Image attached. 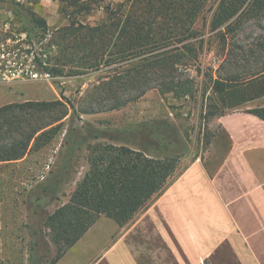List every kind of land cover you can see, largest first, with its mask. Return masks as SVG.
Returning a JSON list of instances; mask_svg holds the SVG:
<instances>
[{
  "label": "trees",
  "instance_id": "obj_1",
  "mask_svg": "<svg viewBox=\"0 0 264 264\" xmlns=\"http://www.w3.org/2000/svg\"><path fill=\"white\" fill-rule=\"evenodd\" d=\"M9 1L20 9H5L2 0L0 9L13 12L23 29L32 33L39 28L48 30L47 22L33 11L32 0L26 4ZM59 1L72 5L71 0ZM210 3L215 4L211 29L224 49L228 36L233 35L243 21L264 17V0H124L116 6H108L107 18L96 26L76 28L74 23L64 28L65 46L61 43L64 51L73 50L70 45L72 34L79 36L80 69H99L106 64L112 71L111 76L96 86V94L88 95L89 102H93L91 107L99 106L97 111L95 108L92 111L118 110L140 99L151 88H157L162 95L171 94L175 99L191 98L198 89L194 80L183 78L182 74L198 59V47L204 39L196 23ZM86 9L93 10L91 7ZM22 11L29 18L26 24ZM197 69L201 73V68ZM50 71L54 76L62 73L53 66ZM207 77L205 91L211 90L212 95L209 98L212 103L205 114L208 122L264 98V65L243 75L207 74ZM58 106L64 107L65 111L54 112ZM27 107H41L52 112L39 124L28 122L23 125V121L12 118L17 117L15 108L24 110ZM69 107L77 113L75 105L70 103ZM92 111L88 109L85 113ZM247 112L264 120V107ZM67 115V108L60 101L29 102L0 109V162L21 160L31 151L49 144ZM169 127L168 123L142 124L126 136L125 141L135 143V146L129 143L120 146L100 144L93 148L89 169L69 203L48 218L52 241L60 251L52 264L101 216L125 227L173 183L180 156L158 158L148 153L149 147L159 149L172 145ZM6 140L9 142H4Z\"/></svg>",
  "mask_w": 264,
  "mask_h": 264
},
{
  "label": "rangeland",
  "instance_id": "obj_2",
  "mask_svg": "<svg viewBox=\"0 0 264 264\" xmlns=\"http://www.w3.org/2000/svg\"><path fill=\"white\" fill-rule=\"evenodd\" d=\"M32 1L33 11L47 22L48 28L47 31L39 28L33 34L37 39L46 33L51 34L55 48L51 67L62 70V73L56 75L59 79L52 84L0 87V109L29 102L60 101L67 108L68 115L49 144L31 151L21 160L0 162V264H27V261L30 264H52L60 251L47 226L49 216L69 203L89 169L94 147L126 143L135 146V143L125 141L126 136L137 131L142 124H170L172 145L159 149L149 147L148 153L158 158L180 156L175 179L196 159H203L210 169L216 168L230 145L216 123L217 118L209 122L205 119L207 106L212 103L209 99L211 90L205 91L207 74L243 75L264 65V17L243 21L236 32L228 36L224 49L216 32L211 29L215 4L210 3L196 23L204 39L202 46L198 47V59L182 74L183 78L194 80L198 89L191 98L175 99L171 94L162 95L157 88H151L143 97L118 110L94 112L99 106L91 107L93 102H89L88 95H95L96 86L111 76L112 71L106 64L99 69H80L79 36L73 33L70 40L73 50L64 51L61 45L63 42L65 46L63 30L74 23L76 28L96 26L107 18L108 6H116L124 0H71V6L59 0ZM2 5L5 9H20L9 0H2ZM87 7L93 10L89 12ZM22 13L26 24L29 18ZM197 68H201V73ZM70 103L77 108L76 114L70 109ZM88 109L94 113H85ZM14 110L17 117H11L17 122L23 121V125L45 122L52 112L41 107ZM62 110L65 108L58 106L54 112ZM93 227L95 236L87 238L91 236V242L104 245L111 240L109 233L117 228V223L101 216ZM118 232L112 238L117 237ZM87 259L89 257L83 260Z\"/></svg>",
  "mask_w": 264,
  "mask_h": 264
},
{
  "label": "crops",
  "instance_id": "obj_3",
  "mask_svg": "<svg viewBox=\"0 0 264 264\" xmlns=\"http://www.w3.org/2000/svg\"><path fill=\"white\" fill-rule=\"evenodd\" d=\"M262 107L216 119L230 145L216 168L196 159L108 244L92 227L55 264H264V120L247 112Z\"/></svg>",
  "mask_w": 264,
  "mask_h": 264
},
{
  "label": "built area",
  "instance_id": "obj_4",
  "mask_svg": "<svg viewBox=\"0 0 264 264\" xmlns=\"http://www.w3.org/2000/svg\"><path fill=\"white\" fill-rule=\"evenodd\" d=\"M26 4L28 0H13ZM51 34L41 39L23 29L13 12L0 9V87L11 84H52L54 45Z\"/></svg>",
  "mask_w": 264,
  "mask_h": 264
}]
</instances>
